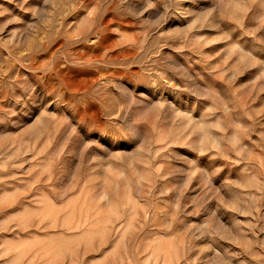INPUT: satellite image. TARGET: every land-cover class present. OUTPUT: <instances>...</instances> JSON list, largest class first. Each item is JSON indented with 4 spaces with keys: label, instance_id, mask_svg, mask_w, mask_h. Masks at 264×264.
<instances>
[{
    "label": "rangeland",
    "instance_id": "obj_1",
    "mask_svg": "<svg viewBox=\"0 0 264 264\" xmlns=\"http://www.w3.org/2000/svg\"><path fill=\"white\" fill-rule=\"evenodd\" d=\"M0 264H264V0H0Z\"/></svg>",
    "mask_w": 264,
    "mask_h": 264
}]
</instances>
